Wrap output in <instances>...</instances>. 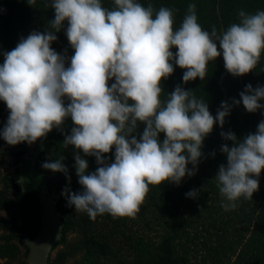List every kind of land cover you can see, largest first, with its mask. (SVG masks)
I'll return each instance as SVG.
<instances>
[{
    "label": "clouds",
    "instance_id": "clouds-1",
    "mask_svg": "<svg viewBox=\"0 0 264 264\" xmlns=\"http://www.w3.org/2000/svg\"><path fill=\"white\" fill-rule=\"evenodd\" d=\"M27 3L34 7L36 0ZM49 7L54 19L47 30H33L14 49L3 52L0 101L9 114L0 138L13 146L31 145L53 129L60 130L64 147L75 149L81 189L71 190L63 156L42 167L65 174L68 186L61 194L67 206L92 220L105 213L135 218L150 185L167 181L179 186L186 175L196 174L205 137L215 124L223 128L233 105L242 101L250 113L264 109V86L251 84L239 93V100L222 102L215 116L203 99L180 85L167 100L160 98L162 81L175 66L185 70V84L196 78L203 81L209 62L221 56L231 75L252 72L264 52V11L240 10L239 23L218 33L215 26L210 32L201 27L195 4L188 5L175 30L172 9L156 11L137 0H114L112 9L101 0H49ZM61 29L74 50L71 57L67 49L61 54L52 47ZM110 81L114 82L109 85ZM69 118L72 127L66 133L63 126ZM138 123L145 127L134 135ZM220 135L233 142L231 147L221 146L227 160L215 176L221 207L230 211L241 198L252 199L259 190L264 120L242 139L231 131ZM109 153L114 159L105 155ZM86 156L95 157L94 171H89ZM200 190L185 195L195 199Z\"/></svg>",
    "mask_w": 264,
    "mask_h": 264
},
{
    "label": "trees",
    "instance_id": "trees-1",
    "mask_svg": "<svg viewBox=\"0 0 264 264\" xmlns=\"http://www.w3.org/2000/svg\"><path fill=\"white\" fill-rule=\"evenodd\" d=\"M143 6L151 4L154 10L167 7L173 10L174 30L178 29L186 15L189 4L196 5L198 23L206 31L215 26L217 32L227 30L232 23H239L240 10L255 14L264 11V0H137ZM104 7L112 9L114 0H101ZM54 19V10L49 7V0H36L33 6L27 0H0V63L3 52L16 47L20 38L27 37L30 29L45 31ZM57 41L52 47L59 53L71 57L74 50L70 47L63 29L55 33ZM176 51L175 48L172 49ZM184 69L175 66L174 73L162 81L161 100H167L168 93L177 85L192 90L197 99H203L213 116L221 108L222 102L232 104L239 100L246 85L253 88L264 86V52L255 69L243 76L235 77L224 68L222 56L209 62L206 78H196L184 83ZM114 82L110 81L109 85ZM264 104V100L260 101ZM264 120V109L254 113L248 112L241 101L233 105L230 114L225 117L223 128L217 123L213 131L205 137L202 147L203 156L198 164V171L193 176H185L179 186L167 181L160 185H150L143 203L152 207L154 220L158 225L159 241L157 257L151 264H264V170L259 177V190L252 199L241 198L234 210L225 211L221 207L222 197L216 186L215 176L221 164H226V154L221 152L224 144L232 146L233 142L225 140L220 133L234 132L237 139H242L257 130L258 123ZM64 132L72 127L70 118L65 121ZM145 125L138 123L137 133H142ZM164 134H160V139ZM64 134L53 129L45 138L33 144L27 142L17 153L16 169L21 180L16 183V194L12 201V215L16 217L11 231L14 237H33L40 228L39 191L42 185L49 186V179L42 175L44 154L49 147L56 146L55 159L64 157L67 168L75 169L73 146L63 145ZM114 152V149H113ZM215 153V155H213ZM83 156L81 151L80 153ZM114 159L112 153L105 154ZM89 171L97 167L95 157L86 156ZM192 167L191 164L188 165ZM202 187V188H201ZM49 188V187H48ZM193 189H201L198 198H189L185 194ZM56 205L61 212L65 227L64 236L54 247L64 242L67 233L73 229V221L67 212V202L63 195L56 198ZM5 223V219H2ZM1 223V222H0ZM211 229L215 234H211ZM209 233V234H205ZM20 235V236H19ZM216 235V238H215ZM89 249L108 254L109 245L95 238L88 242Z\"/></svg>",
    "mask_w": 264,
    "mask_h": 264
},
{
    "label": "rangeland",
    "instance_id": "rangeland-1",
    "mask_svg": "<svg viewBox=\"0 0 264 264\" xmlns=\"http://www.w3.org/2000/svg\"><path fill=\"white\" fill-rule=\"evenodd\" d=\"M33 30L30 29L27 35ZM8 114L6 104L0 101V129L6 123ZM24 144L22 142L13 146L0 138V264H25L30 253L29 246L20 237L12 235L11 228L13 230L20 219L16 221V217L9 218L12 215L11 204L16 194V183L21 180L16 169V156ZM56 153V146L49 147L44 154V162L55 160ZM68 170L71 190L79 191L81 186L76 170ZM42 175L50 181L49 191L57 198L61 197L62 191L68 186L65 174L43 169ZM66 209L73 221V229L67 233L64 242L52 249L50 264H151L157 257L160 237L151 206L143 203L135 218L113 217L105 213L98 215L95 220L84 212H76L74 207L66 206ZM2 219L6 220L5 223ZM209 233L215 234V231L211 229ZM94 238L109 245L108 254L94 249L90 251L88 242Z\"/></svg>",
    "mask_w": 264,
    "mask_h": 264
},
{
    "label": "water",
    "instance_id": "water-1",
    "mask_svg": "<svg viewBox=\"0 0 264 264\" xmlns=\"http://www.w3.org/2000/svg\"><path fill=\"white\" fill-rule=\"evenodd\" d=\"M56 198L46 185L39 191V210L41 215L40 228L37 234L30 238L20 239L29 246L30 253L25 264H50L49 258L54 245L62 239L65 223L56 205Z\"/></svg>",
    "mask_w": 264,
    "mask_h": 264
}]
</instances>
